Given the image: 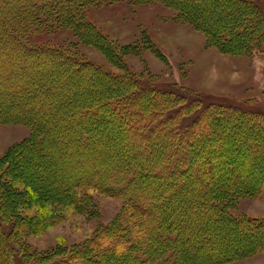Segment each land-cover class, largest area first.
I'll use <instances>...</instances> for the list:
<instances>
[{
    "label": "trees",
    "instance_id": "obj_1",
    "mask_svg": "<svg viewBox=\"0 0 264 264\" xmlns=\"http://www.w3.org/2000/svg\"><path fill=\"white\" fill-rule=\"evenodd\" d=\"M102 1L0 0V123H26L33 132L0 159V264H40L59 253L36 257L21 239L32 221L19 211L21 193L8 180L16 164L39 152L50 202L56 196L77 203L91 190L120 198L134 211L129 221L102 227L93 241L48 264H227L264 251V216L229 211L240 197L264 196V159L262 173L252 176L244 166L253 154L227 152L228 135H245L252 151L261 147L264 155L263 107L207 100L175 83L110 71L63 45L32 41L51 25H73L101 40L86 12ZM164 1L203 23L222 50L264 46L258 0ZM49 59L56 64L44 68ZM82 70L86 77L76 79ZM91 79L106 82L104 96L83 87ZM105 126L113 131L109 145L93 144L105 136ZM77 160L87 165L84 172L72 168ZM175 195L180 212H161L158 202Z\"/></svg>",
    "mask_w": 264,
    "mask_h": 264
},
{
    "label": "rangeland",
    "instance_id": "obj_2",
    "mask_svg": "<svg viewBox=\"0 0 264 264\" xmlns=\"http://www.w3.org/2000/svg\"><path fill=\"white\" fill-rule=\"evenodd\" d=\"M258 2L264 8V0ZM219 9H223L222 6ZM219 9L214 8L215 11ZM86 18L91 26L100 30V35L97 36L101 40L93 39L73 25H51L36 33L32 41L63 45L104 65L110 71L122 75L129 71L144 80L175 83L184 91L206 95L209 97L207 100L221 97L243 106L255 103L264 108L263 44L242 48V51L222 50L216 44L215 35L203 23L185 19L177 8L164 0L148 3L136 0H103L87 6ZM102 34L105 35L104 38ZM107 40L112 42L108 47L103 44ZM55 64L49 59L43 66L48 69ZM81 77H86L84 70L76 75V79ZM92 81H86L83 87L94 92L97 98L104 96L106 82ZM106 126L103 128L105 132L102 131L105 136L102 137L101 134V138L93 141V144L109 145L113 131ZM230 126L234 127V124ZM32 133V128L26 123H0V159L10 148L29 140ZM251 141L245 135L236 137L230 134L227 152L239 157H250L253 154L252 160L249 158L251 162H246L244 166L253 171V176L262 173L261 162L264 155L261 147L258 152L252 151ZM39 153L26 155L16 164L14 171H10L11 174H16L8 180L15 185L16 192L21 193L19 211L25 214L27 221H32L31 231L23 232L21 239L35 252L36 257L55 250L60 253L55 259L41 260L40 264H48L49 261L77 251L81 245L93 241L99 230L106 225L119 220H130L134 211L124 200L99 191H82V197H79L77 203H72L69 198L61 200L56 196L51 202L47 200L44 184L48 180L45 176L41 178L44 173L40 168L45 156ZM100 154L99 157H103ZM95 158L89 156L87 159L94 161ZM74 161L71 166L76 171L84 172L87 169V165L80 164V160L76 163ZM54 166L59 168L57 164ZM3 167L0 165V168ZM64 177L62 175L63 179ZM180 197L175 195L171 201L164 199L158 202L161 212L167 209L180 212L176 205L181 202ZM229 211L238 215L264 216V196L240 197ZM227 264H264V251Z\"/></svg>",
    "mask_w": 264,
    "mask_h": 264
},
{
    "label": "bare ground",
    "instance_id": "obj_3",
    "mask_svg": "<svg viewBox=\"0 0 264 264\" xmlns=\"http://www.w3.org/2000/svg\"><path fill=\"white\" fill-rule=\"evenodd\" d=\"M55 81V80H54ZM55 83V82H54ZM11 102V101H10ZM5 103V102H4ZM13 103V102H12ZM11 107V106H10ZM13 107V106H12ZM17 107V106H16ZM32 117H33V115H32ZM39 117V116H38ZM38 119V118H37ZM36 119V120H37ZM196 120V119H195ZM40 121V120H39ZM199 121V120H198ZM41 122H42V120H41ZM36 125H38V124H36ZM40 127V126H39ZM32 147V146H31ZM53 151V150H52ZM196 152V151H195ZM197 154V153H196ZM211 154V153H210ZM43 155V154H42ZM52 155V154H51ZM219 163V162H218ZM14 171V170H13ZM223 172V171H222ZM227 172V171H226ZM220 173V172H219ZM16 173H14V175H15ZM227 174V173H226ZM56 175V174H55ZM228 176H229V174H228ZM50 177V176H49ZM58 178V177H57ZM38 180V179H37ZM40 180V179H39ZM50 184V183H49ZM183 242V241H182ZM181 242V243H182ZM170 243V242H169ZM187 244V243H186ZM189 244V243H188ZM195 244V243H194ZM165 245V244H164ZM181 245V244H180ZM191 245V244H190ZM159 247V246H158ZM159 250H161V249H159ZM158 252V251H157ZM161 252V251H160ZM160 254V253H159ZM155 255V254H154Z\"/></svg>",
    "mask_w": 264,
    "mask_h": 264
}]
</instances>
